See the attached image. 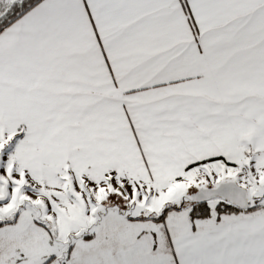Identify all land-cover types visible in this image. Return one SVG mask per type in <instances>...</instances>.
Returning <instances> with one entry per match:
<instances>
[{
    "label": "snow or ice",
    "instance_id": "snow-or-ice-1",
    "mask_svg": "<svg viewBox=\"0 0 264 264\" xmlns=\"http://www.w3.org/2000/svg\"><path fill=\"white\" fill-rule=\"evenodd\" d=\"M0 264H264V0H0Z\"/></svg>",
    "mask_w": 264,
    "mask_h": 264
}]
</instances>
